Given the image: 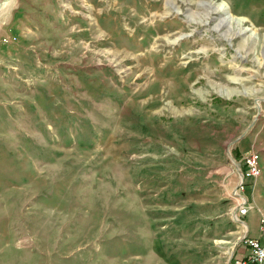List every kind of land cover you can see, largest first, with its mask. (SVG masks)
Segmentation results:
<instances>
[{
	"label": "rangeland",
	"instance_id": "obj_1",
	"mask_svg": "<svg viewBox=\"0 0 264 264\" xmlns=\"http://www.w3.org/2000/svg\"><path fill=\"white\" fill-rule=\"evenodd\" d=\"M8 4L0 264L243 257L250 225L264 234V0ZM249 151L260 173L237 221Z\"/></svg>",
	"mask_w": 264,
	"mask_h": 264
},
{
	"label": "built area",
	"instance_id": "obj_2",
	"mask_svg": "<svg viewBox=\"0 0 264 264\" xmlns=\"http://www.w3.org/2000/svg\"><path fill=\"white\" fill-rule=\"evenodd\" d=\"M241 161L243 167L241 170L238 169L239 181L233 193L234 195H232L234 199L233 216L237 221L246 217L250 212L251 204L244 195L248 186L247 182L257 178L260 173V163L250 151L242 155ZM244 239V255L239 259H235L234 264H264V242L248 237Z\"/></svg>",
	"mask_w": 264,
	"mask_h": 264
},
{
	"label": "bare ground",
	"instance_id": "obj_3",
	"mask_svg": "<svg viewBox=\"0 0 264 264\" xmlns=\"http://www.w3.org/2000/svg\"><path fill=\"white\" fill-rule=\"evenodd\" d=\"M9 4L8 5H4V6H2V7H0V18L1 17H3V15L7 12V10L9 9ZM211 7V8H210ZM222 7H223V4H220L219 6H217V7H212V6H209V8L211 9V12H213V13H215V14H219V15H222L223 16V18H221V19H219V21H218V24L219 25H217V27H216V29L218 28V27H221V25L222 26H229V24L228 23H230V20L229 19H226L224 16L226 15V10L223 8L222 9ZM228 22V23H227ZM244 22V20H241V21H239V23H238V26L240 25V24H242ZM241 33H245V32H243V31H239V34H241Z\"/></svg>",
	"mask_w": 264,
	"mask_h": 264
},
{
	"label": "crops",
	"instance_id": "obj_4",
	"mask_svg": "<svg viewBox=\"0 0 264 264\" xmlns=\"http://www.w3.org/2000/svg\"><path fill=\"white\" fill-rule=\"evenodd\" d=\"M251 187V185H248ZM248 192H251V189L250 190H247L246 188V193ZM252 194V193H250ZM246 237L250 238V239H258L259 241L261 242H264V234H260V232L258 231L257 229V226H254V225H250L249 229H248V233H246ZM243 248L245 249V247L243 246ZM237 259V258H236Z\"/></svg>",
	"mask_w": 264,
	"mask_h": 264
},
{
	"label": "trees",
	"instance_id": "obj_5",
	"mask_svg": "<svg viewBox=\"0 0 264 264\" xmlns=\"http://www.w3.org/2000/svg\"><path fill=\"white\" fill-rule=\"evenodd\" d=\"M243 167V166H242ZM247 194L250 195V192L247 191Z\"/></svg>",
	"mask_w": 264,
	"mask_h": 264
}]
</instances>
